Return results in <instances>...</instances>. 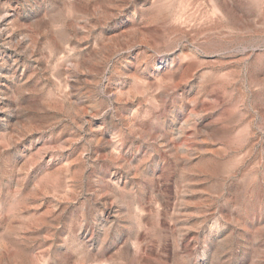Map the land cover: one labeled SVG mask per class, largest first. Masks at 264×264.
Returning <instances> with one entry per match:
<instances>
[{
    "label": "rangeland",
    "instance_id": "rangeland-1",
    "mask_svg": "<svg viewBox=\"0 0 264 264\" xmlns=\"http://www.w3.org/2000/svg\"><path fill=\"white\" fill-rule=\"evenodd\" d=\"M0 264H264V0H0Z\"/></svg>",
    "mask_w": 264,
    "mask_h": 264
}]
</instances>
